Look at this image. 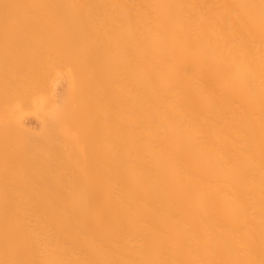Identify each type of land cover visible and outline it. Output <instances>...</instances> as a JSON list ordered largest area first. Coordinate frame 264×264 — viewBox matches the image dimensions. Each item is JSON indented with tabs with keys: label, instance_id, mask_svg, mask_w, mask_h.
Wrapping results in <instances>:
<instances>
[{
	"label": "bare ground",
	"instance_id": "1",
	"mask_svg": "<svg viewBox=\"0 0 264 264\" xmlns=\"http://www.w3.org/2000/svg\"><path fill=\"white\" fill-rule=\"evenodd\" d=\"M0 20L33 69L104 58L76 128L93 111L92 144L109 138L104 165L63 181L81 146L11 128L0 264H264V0H0Z\"/></svg>",
	"mask_w": 264,
	"mask_h": 264
},
{
	"label": "rangeland",
	"instance_id": "2",
	"mask_svg": "<svg viewBox=\"0 0 264 264\" xmlns=\"http://www.w3.org/2000/svg\"><path fill=\"white\" fill-rule=\"evenodd\" d=\"M19 28L23 26L16 20H0V149L5 150L4 154L10 153L17 147L13 141L11 128L16 125L27 126L33 133L40 131L37 134H46L42 140L51 148L57 146L70 150L74 145H80L82 154L78 159L74 158L71 161L70 165L74 166L60 179L72 181L83 178L84 166L89 165L91 161H98L104 165L108 157L109 138L106 136L105 127L102 128L99 142L95 144L91 142L93 111L89 112L84 126L79 124L82 130L78 131L76 128L79 105L82 101H89L84 87L93 86L96 73L108 64H105L104 58L95 68L85 64L83 73L78 75L79 78L73 73L71 77L72 74L57 65L56 61L33 69L31 40L27 35L19 32ZM112 32L113 35L123 33L117 26L112 27ZM85 44L89 45L88 40H85ZM84 51L85 48L78 53L82 54ZM98 88L104 93L102 98L107 95L102 83ZM43 115H45L44 119ZM55 133L67 139L59 141ZM42 143L40 141L41 145ZM92 175L94 181L86 185L87 193L96 192L101 180L107 179L105 168H100ZM85 180L87 182V179Z\"/></svg>",
	"mask_w": 264,
	"mask_h": 264
}]
</instances>
